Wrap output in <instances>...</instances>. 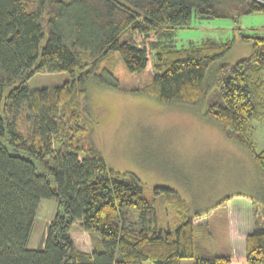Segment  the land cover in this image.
I'll return each mask as SVG.
<instances>
[{"label": "trees", "instance_id": "obj_1", "mask_svg": "<svg viewBox=\"0 0 264 264\" xmlns=\"http://www.w3.org/2000/svg\"><path fill=\"white\" fill-rule=\"evenodd\" d=\"M257 12H264V0H0V264H180L187 257L193 264H264V147L257 151L253 140L254 122L264 120V36L236 25L250 54L220 63L207 80L234 38L188 46L162 41L193 19L237 24ZM114 52L129 72L150 71L136 92L166 104L205 99L206 117L252 153L263 217L247 233L243 253H210L200 238L209 233L200 212L191 213L169 187L154 186L145 196L134 173L108 167L86 138L93 124L78 101L89 77L111 85L101 70L112 77L103 63ZM61 71L69 78L60 84L27 86L36 73ZM43 198L58 208L43 245L29 248ZM163 204L176 215L172 228L160 226L155 209ZM130 213L138 220L126 224ZM76 221L98 234L91 251L75 246Z\"/></svg>", "mask_w": 264, "mask_h": 264}, {"label": "rangeland", "instance_id": "obj_2", "mask_svg": "<svg viewBox=\"0 0 264 264\" xmlns=\"http://www.w3.org/2000/svg\"><path fill=\"white\" fill-rule=\"evenodd\" d=\"M236 25L245 33L264 36V12L242 16L237 24L225 18L193 19L187 26L173 28L162 41L188 46L206 39L234 38L231 49L210 65L207 80L220 63H233L250 54L251 44L241 41ZM103 66L112 69V77L101 70L111 85L89 77L85 94L78 101L79 110L93 124L86 138L100 151L108 167L134 173L143 184L145 196L152 197L154 186L169 187L189 204L191 213L200 212L198 220L209 227V233L200 238L210 253H243L247 233L254 228L255 220L263 217V185L252 153L228 138L220 123L206 117L205 99L194 104H166L136 92L135 88L150 81L151 73L129 72L117 52L109 55ZM68 78L66 71L36 73L27 86L30 90L53 87ZM254 126L253 140L259 151L264 147V120L255 121ZM21 128L25 129L23 124ZM57 142L56 137L55 146ZM57 208L54 199H41L27 247L43 245L47 225ZM155 211L160 226L174 227L177 219L171 208L163 204ZM130 214L126 224L138 220V214ZM70 235L75 246L84 251H91L99 241L98 234L84 230L81 221L73 224ZM142 264L155 263L145 260ZM180 264H193V259L182 258Z\"/></svg>", "mask_w": 264, "mask_h": 264}, {"label": "crops", "instance_id": "obj_3", "mask_svg": "<svg viewBox=\"0 0 264 264\" xmlns=\"http://www.w3.org/2000/svg\"><path fill=\"white\" fill-rule=\"evenodd\" d=\"M235 231L231 232L232 237H234ZM242 240V239H241ZM233 253V252H232Z\"/></svg>", "mask_w": 264, "mask_h": 264}]
</instances>
